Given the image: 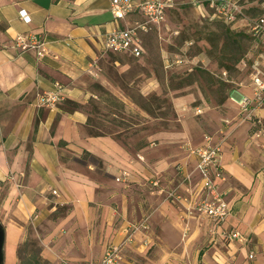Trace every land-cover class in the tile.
Returning <instances> with one entry per match:
<instances>
[{
	"label": "crops",
	"instance_id": "1",
	"mask_svg": "<svg viewBox=\"0 0 264 264\" xmlns=\"http://www.w3.org/2000/svg\"><path fill=\"white\" fill-rule=\"evenodd\" d=\"M131 1L136 8L117 19L111 0H0L4 264H56L61 258L89 264L121 243L125 227L144 217L147 227L124 245L118 264H264V136L254 135L256 118L264 126V105L244 117L239 100L253 95L245 60L232 74L199 54L189 65L173 59L161 42L168 15L185 1L204 14L203 3L195 0H174L163 22L140 32V56L105 51L106 33L144 20L138 7L144 0ZM229 25L247 26L245 20ZM28 31L45 37L47 54L38 57L33 49L12 45L17 33ZM151 37L159 46L155 52L148 46ZM125 57L146 66L138 82H125L143 97L164 86L154 65L165 76L184 68L200 74L190 85L167 87L174 113L167 118L125 94L120 85L130 67ZM202 74L213 80L209 86ZM56 82L64 87V99L55 109L38 105L37 95ZM94 85L112 92L136 119L129 126L113 124L111 131L95 129L88 105L102 99ZM111 115L117 117L115 111ZM206 134L211 143H221L219 184L230 213L219 223L188 210L202 194L190 148L205 144ZM175 187L182 195L177 202L165 198ZM223 229H236L246 240L228 241ZM30 237L37 249L19 258V244Z\"/></svg>",
	"mask_w": 264,
	"mask_h": 264
},
{
	"label": "built area",
	"instance_id": "2",
	"mask_svg": "<svg viewBox=\"0 0 264 264\" xmlns=\"http://www.w3.org/2000/svg\"><path fill=\"white\" fill-rule=\"evenodd\" d=\"M203 3L212 12V16L234 24L239 20H245L248 31L254 37L261 38L264 35V11L253 21L247 20L243 10L241 0H195ZM174 0H144L139 4V9L144 16V20L128 28H117L106 33L104 38V50L112 52H129L134 56L142 53L140 32H148L153 25L163 22L166 18L167 10L174 5ZM136 5L131 0H111L110 10L115 18H123L133 11ZM264 10V4H263ZM12 45L19 51L33 49L38 57H42L48 52V42L44 36L38 32L28 31L17 33L11 41ZM180 61V60H178ZM250 77L253 84V95L243 96L239 102L244 117H252L256 107L264 105V53L258 52L249 64ZM226 74V72H223ZM64 99V87L56 82L51 90L44 91L37 95V103L49 109H55ZM196 112H201L197 108ZM259 125L254 133L256 137L264 136V126L259 118L255 120ZM205 144L190 148L191 152L197 156L196 168L200 175V185L202 194L195 203L188 208L201 215L209 217L213 223L223 221L230 213V207L225 199V192L220 188L219 181L224 178L220 167L221 143H211L209 134L205 135ZM188 178V176H186ZM119 180V177H116ZM158 186V180L152 182ZM56 193V190H52ZM165 198L173 201H180L182 195L175 187L165 193ZM148 217L137 223H130L123 230L124 238L121 243L110 245L106 248L102 257L89 264H118L121 259L124 245L133 239L134 233L147 227ZM221 235L228 241L244 242L245 236L236 229H223ZM252 257V254L249 255ZM56 264H72L66 259H59Z\"/></svg>",
	"mask_w": 264,
	"mask_h": 264
},
{
	"label": "rangeland",
	"instance_id": "3",
	"mask_svg": "<svg viewBox=\"0 0 264 264\" xmlns=\"http://www.w3.org/2000/svg\"><path fill=\"white\" fill-rule=\"evenodd\" d=\"M242 1L250 7V5L256 3V1L259 2L260 0ZM200 6L204 14H200L188 1H185L178 7L171 9L168 15L169 26L166 37L161 39L165 48L168 49L173 57L176 55L173 59L181 58L184 63L188 64V61L192 60L194 56L199 54L204 57L206 62H214L219 68H226V65L231 66L233 68H231L232 74L237 71L238 62H240L241 59H244L246 62L244 71H247L246 68L249 69L250 64V55H253L252 53L256 54L255 51H252V47L254 48L253 44L255 43L249 34L248 27L242 26L239 30L234 29L236 31H242L247 35L240 39L241 47L240 52L238 53L240 58L238 61H234V59L229 56L232 53L223 48V23H227L213 17L211 10L205 8L206 5L201 4ZM247 13L250 17H255L257 12L255 9H251L250 7ZM258 44V49L264 53V35L261 37V42ZM148 46L153 52L159 49V46H157L152 37L148 41ZM254 49L258 50L257 47ZM235 55L236 54H233V56ZM127 58L125 57V60H128L130 67L121 74L120 80V82H122L120 85L124 88L125 94L128 97L130 96V98L138 104L145 105L146 103L154 114L167 118H171L174 114L170 104V94L167 92V87L170 88L171 86L190 85L200 74L196 73L194 69L187 70L184 68L182 70H172V72L165 76L159 72L157 65H154V69L157 71L156 76L160 79L164 86L160 93L157 94L154 92L147 97H143L137 89L127 87L125 82H129V80L132 79L134 82H138L141 78V76L138 75L146 69V66L134 61L132 57ZM174 65H177V63L172 66ZM202 75L205 83L209 86L213 80L209 77V74ZM165 81L167 85H165ZM93 91L102 99V104L94 102L97 99L94 98V101H90V104L88 105V109L91 113V123L95 129L101 128L102 130L111 131L114 128L113 124H118L121 127L127 125L129 126L130 122L136 119V115L132 112H127L122 102H120L118 98H116L109 90L94 85ZM113 111L117 114L116 118H113L111 115ZM35 239L36 238L34 237H30L26 244H22L21 247H25L26 251L37 249V242Z\"/></svg>",
	"mask_w": 264,
	"mask_h": 264
},
{
	"label": "trees",
	"instance_id": "4",
	"mask_svg": "<svg viewBox=\"0 0 264 264\" xmlns=\"http://www.w3.org/2000/svg\"><path fill=\"white\" fill-rule=\"evenodd\" d=\"M242 5H243V10H244V13H245V17L247 18V20L249 21H253L255 18H257L258 16H260L262 13H263V4H264V0H260L259 2L256 1V3L250 5L251 9H255V11L257 12L255 17H250L247 13V11L249 10V5H246L242 0ZM225 22V21H224ZM250 36L252 37L253 39V42L255 44H253L254 48L257 47L258 49V46H259V42H261V38H258V37H254L253 35H251V33L249 32ZM223 35H224V41H223V48L227 51H230L232 54L229 55L231 56L230 58H233L234 61H238L239 60V56H238V53L240 52V47H241V41L240 39L244 36H247L246 34H244V32L242 31H236L234 29H232L230 27V25L227 23V24H224L223 23ZM253 47H252V51H255L256 54L258 52H262L260 51L259 49L258 50H255ZM249 53V52H248ZM248 53H247V56H248ZM233 54H236L235 56H233ZM253 53V55H250L249 57V61L251 62V60L253 59V57L256 55ZM228 70V72H231V66L229 65H226L225 66ZM233 69V68H232ZM75 106H79L78 104H75ZM91 121V117L89 119ZM91 132L93 133H96V130L94 129H91ZM26 244V243H24ZM26 249L25 247H21L20 246V250H19V246H18V249H17V253H18V257L20 258V254L22 252H25Z\"/></svg>",
	"mask_w": 264,
	"mask_h": 264
},
{
	"label": "water",
	"instance_id": "5",
	"mask_svg": "<svg viewBox=\"0 0 264 264\" xmlns=\"http://www.w3.org/2000/svg\"><path fill=\"white\" fill-rule=\"evenodd\" d=\"M5 227L0 221V264H4Z\"/></svg>",
	"mask_w": 264,
	"mask_h": 264
}]
</instances>
